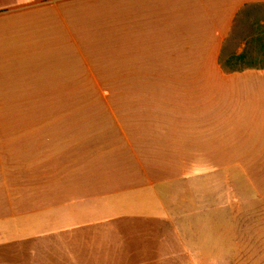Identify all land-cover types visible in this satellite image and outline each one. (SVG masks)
Returning <instances> with one entry per match:
<instances>
[{
	"label": "crops",
	"instance_id": "crops-1",
	"mask_svg": "<svg viewBox=\"0 0 264 264\" xmlns=\"http://www.w3.org/2000/svg\"><path fill=\"white\" fill-rule=\"evenodd\" d=\"M80 1L0 0V264H264V70L221 65L264 0ZM79 5L117 9L141 81L129 168L73 118Z\"/></svg>",
	"mask_w": 264,
	"mask_h": 264
},
{
	"label": "rangeland",
	"instance_id": "rangeland-1",
	"mask_svg": "<svg viewBox=\"0 0 264 264\" xmlns=\"http://www.w3.org/2000/svg\"><path fill=\"white\" fill-rule=\"evenodd\" d=\"M96 6L94 9L87 5L78 6L79 92L73 97L78 108L73 111V118L93 123L89 130L96 146L105 144L110 147V166L129 168L132 166L124 164L128 156L121 149L118 119L120 112L129 117L128 108L133 103V96H121L120 90L140 87L141 81L134 78L133 61L129 56L121 62L117 9L102 10L101 6ZM228 46L230 52L222 57L223 62L245 54L249 64L264 68V5H251L240 13ZM151 227L150 223L128 222L125 229L131 236L139 229L150 231ZM127 241L134 244L137 240L129 237ZM177 264L183 263L178 260Z\"/></svg>",
	"mask_w": 264,
	"mask_h": 264
},
{
	"label": "trees",
	"instance_id": "trees-1",
	"mask_svg": "<svg viewBox=\"0 0 264 264\" xmlns=\"http://www.w3.org/2000/svg\"><path fill=\"white\" fill-rule=\"evenodd\" d=\"M221 65L224 71L228 74L238 73L253 69L264 70V68H258L252 64H249V62H247V58L245 54L232 57L227 62H223V60H221Z\"/></svg>",
	"mask_w": 264,
	"mask_h": 264
}]
</instances>
